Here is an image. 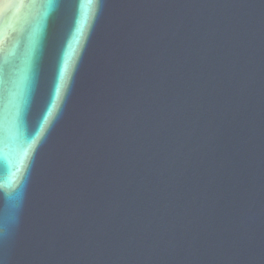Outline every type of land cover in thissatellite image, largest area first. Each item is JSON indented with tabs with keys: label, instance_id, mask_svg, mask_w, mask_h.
<instances>
[{
	"label": "water",
	"instance_id": "water-1",
	"mask_svg": "<svg viewBox=\"0 0 264 264\" xmlns=\"http://www.w3.org/2000/svg\"><path fill=\"white\" fill-rule=\"evenodd\" d=\"M0 264H264V0H0Z\"/></svg>",
	"mask_w": 264,
	"mask_h": 264
}]
</instances>
